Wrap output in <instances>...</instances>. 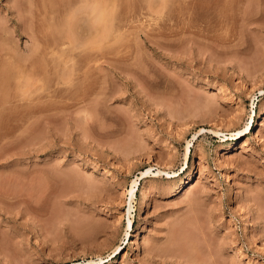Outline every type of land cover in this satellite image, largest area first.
<instances>
[{
	"label": "rangeland",
	"instance_id": "rangeland-1",
	"mask_svg": "<svg viewBox=\"0 0 264 264\" xmlns=\"http://www.w3.org/2000/svg\"><path fill=\"white\" fill-rule=\"evenodd\" d=\"M0 264H264V0H0Z\"/></svg>",
	"mask_w": 264,
	"mask_h": 264
},
{
	"label": "bare ground",
	"instance_id": "bare-ground-1",
	"mask_svg": "<svg viewBox=\"0 0 264 264\" xmlns=\"http://www.w3.org/2000/svg\"><path fill=\"white\" fill-rule=\"evenodd\" d=\"M189 148V147H188ZM150 170L147 169L146 171H142V173H148ZM162 170H158V172H161ZM168 173V172H167ZM137 184H138V180L137 179H133V182H132V185H131V188L129 189V194H130V197H129V201H128V204H129V208H128V211L130 212V208L132 206V201H133V198H134V195H135V192H136V189H137ZM132 218V217H131ZM128 225L131 226L132 224V220L129 218L128 220ZM101 258V257H100Z\"/></svg>",
	"mask_w": 264,
	"mask_h": 264
}]
</instances>
